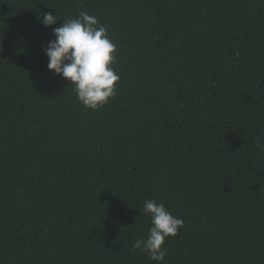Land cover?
<instances>
[{"label": "trees", "instance_id": "1", "mask_svg": "<svg viewBox=\"0 0 264 264\" xmlns=\"http://www.w3.org/2000/svg\"><path fill=\"white\" fill-rule=\"evenodd\" d=\"M82 11L116 45L98 110L44 52ZM258 136L264 0H0V264H156L148 199L184 221L162 264H264Z\"/></svg>", "mask_w": 264, "mask_h": 264}, {"label": "clouds", "instance_id": "2", "mask_svg": "<svg viewBox=\"0 0 264 264\" xmlns=\"http://www.w3.org/2000/svg\"><path fill=\"white\" fill-rule=\"evenodd\" d=\"M57 20L56 15L44 13L42 23L50 27ZM52 35L55 38L44 48L48 70L71 83L84 107L98 110L108 104L116 96L120 76L114 67L116 45L107 29L97 17L82 11L75 18L63 19L60 26L52 29ZM255 146L264 151V138L256 137ZM139 211L150 217L151 227L145 238L135 241L133 251L140 250L156 264H162L167 255L166 239L176 236L184 221L154 199L145 200Z\"/></svg>", "mask_w": 264, "mask_h": 264}]
</instances>
